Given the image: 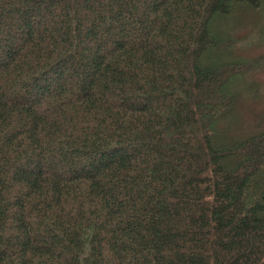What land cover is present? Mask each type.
Returning a JSON list of instances; mask_svg holds the SVG:
<instances>
[{
    "label": "trees",
    "instance_id": "trees-1",
    "mask_svg": "<svg viewBox=\"0 0 264 264\" xmlns=\"http://www.w3.org/2000/svg\"><path fill=\"white\" fill-rule=\"evenodd\" d=\"M263 3L0 0V264H264V132L201 64Z\"/></svg>",
    "mask_w": 264,
    "mask_h": 264
},
{
    "label": "rangeland",
    "instance_id": "rangeland-1",
    "mask_svg": "<svg viewBox=\"0 0 264 264\" xmlns=\"http://www.w3.org/2000/svg\"><path fill=\"white\" fill-rule=\"evenodd\" d=\"M224 18L216 21L215 28L224 29L222 34L225 37L221 40L226 41L228 46L224 47L228 48L229 55L226 57L224 49L212 46V51L201 58V64L215 67L212 71L220 78L227 72L224 70L231 71L233 68L226 60L233 66L238 65L237 77L235 74L229 78L228 95L231 101L227 100L219 113L226 111L223 123H227V127H224L227 139L231 135L233 138H243L252 133L264 132V79H259L246 70L253 57L258 52H264V3L258 9L245 4L231 5ZM217 51H222V54ZM259 63L264 66V60ZM229 132H232L231 135Z\"/></svg>",
    "mask_w": 264,
    "mask_h": 264
},
{
    "label": "clouds",
    "instance_id": "clouds-1",
    "mask_svg": "<svg viewBox=\"0 0 264 264\" xmlns=\"http://www.w3.org/2000/svg\"><path fill=\"white\" fill-rule=\"evenodd\" d=\"M262 60H264V52H258L246 66L247 72L256 75L259 79H264V66L259 63Z\"/></svg>",
    "mask_w": 264,
    "mask_h": 264
}]
</instances>
